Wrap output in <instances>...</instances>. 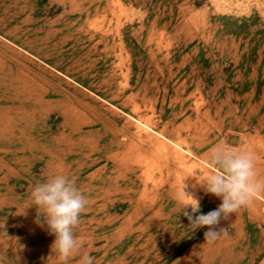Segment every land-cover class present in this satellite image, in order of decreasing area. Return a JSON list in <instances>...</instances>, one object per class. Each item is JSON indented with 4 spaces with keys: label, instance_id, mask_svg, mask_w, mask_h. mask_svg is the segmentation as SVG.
Here are the masks:
<instances>
[{
    "label": "rangeland",
    "instance_id": "obj_1",
    "mask_svg": "<svg viewBox=\"0 0 264 264\" xmlns=\"http://www.w3.org/2000/svg\"><path fill=\"white\" fill-rule=\"evenodd\" d=\"M264 183V0H0V264H60L32 188L70 177L93 264H264V189L205 242L210 150ZM68 264H80L73 257Z\"/></svg>",
    "mask_w": 264,
    "mask_h": 264
},
{
    "label": "clouds",
    "instance_id": "obj_2",
    "mask_svg": "<svg viewBox=\"0 0 264 264\" xmlns=\"http://www.w3.org/2000/svg\"><path fill=\"white\" fill-rule=\"evenodd\" d=\"M227 138L210 150L208 162L217 171L200 183L206 193L220 198L215 210L206 214L200 212L197 198L184 191L178 214L185 216L192 230L207 227L205 242L212 244L220 238L225 229L218 228L221 220H226L239 208L248 205L264 189V183L256 178L253 156L250 152L228 147ZM33 206L38 216L43 217V225L49 234L55 236L52 249L58 254L60 264H68L73 257H79L80 264H93V257L81 254V242L74 234L81 213L87 206L85 194L75 182L64 174H56L44 182L37 183L30 192Z\"/></svg>",
    "mask_w": 264,
    "mask_h": 264
}]
</instances>
